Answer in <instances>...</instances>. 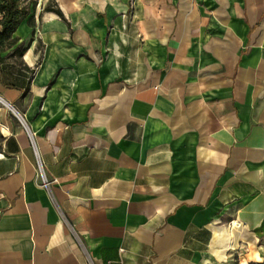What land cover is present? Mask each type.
<instances>
[{"label": "crops", "instance_id": "crops-1", "mask_svg": "<svg viewBox=\"0 0 264 264\" xmlns=\"http://www.w3.org/2000/svg\"><path fill=\"white\" fill-rule=\"evenodd\" d=\"M28 2L0 264H264V0Z\"/></svg>", "mask_w": 264, "mask_h": 264}, {"label": "trees", "instance_id": "trees-1", "mask_svg": "<svg viewBox=\"0 0 264 264\" xmlns=\"http://www.w3.org/2000/svg\"><path fill=\"white\" fill-rule=\"evenodd\" d=\"M32 7L35 4L28 0H0V48L2 41L28 19ZM46 10L62 15L58 9L47 7ZM24 49L18 48L15 54L22 55Z\"/></svg>", "mask_w": 264, "mask_h": 264}, {"label": "built area", "instance_id": "built-area-1", "mask_svg": "<svg viewBox=\"0 0 264 264\" xmlns=\"http://www.w3.org/2000/svg\"><path fill=\"white\" fill-rule=\"evenodd\" d=\"M39 177L42 180V186L45 188H49L51 183L46 179L44 172H43L41 167L39 168Z\"/></svg>", "mask_w": 264, "mask_h": 264}, {"label": "rangeland", "instance_id": "rangeland-1", "mask_svg": "<svg viewBox=\"0 0 264 264\" xmlns=\"http://www.w3.org/2000/svg\"><path fill=\"white\" fill-rule=\"evenodd\" d=\"M196 1V0H195ZM198 2H204V0H197ZM206 1V0H205ZM241 216V215H240ZM230 218L229 217H224L222 220H221V222H220V226H229L230 225ZM232 253H234V251L232 252ZM229 254H230V252H229ZM236 256H237V260L239 259V254H236Z\"/></svg>", "mask_w": 264, "mask_h": 264}]
</instances>
